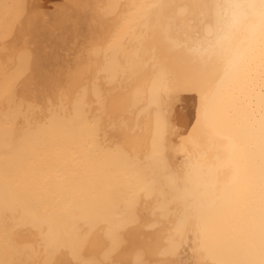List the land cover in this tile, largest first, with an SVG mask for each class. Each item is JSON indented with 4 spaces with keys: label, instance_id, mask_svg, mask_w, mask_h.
<instances>
[{
    "label": "bare ground",
    "instance_id": "bare-ground-1",
    "mask_svg": "<svg viewBox=\"0 0 264 264\" xmlns=\"http://www.w3.org/2000/svg\"><path fill=\"white\" fill-rule=\"evenodd\" d=\"M0 264H264V0H0Z\"/></svg>",
    "mask_w": 264,
    "mask_h": 264
}]
</instances>
